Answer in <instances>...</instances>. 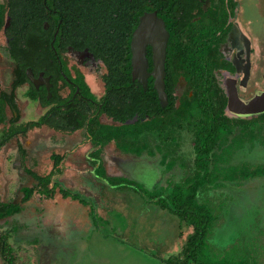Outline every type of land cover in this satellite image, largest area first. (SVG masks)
I'll list each match as a JSON object with an SVG mask.
<instances>
[{
    "label": "trees",
    "instance_id": "obj_1",
    "mask_svg": "<svg viewBox=\"0 0 264 264\" xmlns=\"http://www.w3.org/2000/svg\"><path fill=\"white\" fill-rule=\"evenodd\" d=\"M59 2L62 7L60 35L67 41L71 40L72 46L87 47L100 59L104 69L101 78L106 91L102 98L95 100L77 74L80 92L91 101L84 104L80 103L79 99L69 101L63 105L62 113L56 120L57 125H50L67 133L74 129L80 130L83 136L80 144L86 140L94 148L89 155L93 157L90 165L94 167L95 174L104 177L106 183L113 188L124 189L132 183L131 178L104 176V169L99 160L103 148H116L125 156L133 159L143 158L146 163L156 161L155 165L162 169L163 174L170 173L175 165L182 170L185 169L186 162L177 145L179 135L182 132L188 133L192 148L189 172L177 180H170L167 177L151 191H154L151 193L153 201L160 209L176 216L180 223L190 228L178 252L162 258V264H257L247 258L232 260L208 255L205 241L215 217L210 207L199 200V196L210 189L212 184L240 183L264 173L263 167L248 169L238 163H229L232 154L245 144L250 146L249 148L253 147L254 141L263 144L264 119H260L263 118L264 112L249 118L228 117L225 113V95L212 80L214 67L209 48H184L183 45L174 48L170 44L165 50L163 80L165 83L167 77L169 78L170 88H166L164 92L169 95L178 77L185 81L183 91L179 97L168 98L166 107L160 108L156 105L158 110L156 115L142 122L144 124L142 129L135 127L139 123L136 119L133 123H125L126 120L136 118L140 97H153L155 100L151 80L146 90H142L135 81L130 80L129 39L138 16L144 11H153L161 4V0ZM49 3L53 5L54 0H50ZM24 50L25 48L21 53ZM17 53L16 50L14 59L17 64L14 75L18 82H21L24 79L22 70L29 63L28 58L22 60ZM149 55L150 52L147 50V70L151 68ZM31 91L30 89L29 92ZM29 95L34 98L36 92ZM86 106L92 110L91 114L87 112ZM101 114L110 118L112 122L101 123L97 118ZM1 121L3 115L0 110ZM44 121L42 117L29 121L22 130L39 127L45 123ZM59 162L56 159L55 163ZM54 166L53 164L51 171L43 176L29 173L35 184L21 189L23 194L21 202L29 200L33 193L50 199L54 196L55 189H58L63 198L70 197L83 205H88L81 196L72 193L54 180ZM4 207L5 209L0 211V219L15 215L20 210L19 204L8 203ZM91 208L89 207V215L95 218ZM180 233L179 231L178 235ZM3 260L4 264H14L12 256H4Z\"/></svg>",
    "mask_w": 264,
    "mask_h": 264
},
{
    "label": "flooded vegetation",
    "instance_id": "obj_2",
    "mask_svg": "<svg viewBox=\"0 0 264 264\" xmlns=\"http://www.w3.org/2000/svg\"><path fill=\"white\" fill-rule=\"evenodd\" d=\"M49 1L0 0V110L3 115V121L0 122V149L5 148L10 142L15 143L14 156L9 158L7 153L1 154L0 158L2 160L0 162H3L5 166L9 162V170L16 173L17 178L20 179L16 190L13 191L11 187V191H9L12 183L7 176L10 171L4 165H0V189L2 188L6 192V194L5 192L3 193V196L0 193V211H3L5 209L4 206L8 205V203L19 204L20 206L19 212L15 215L5 216L0 219L1 262L4 261V256L13 257L14 254L18 255L20 252L24 255L28 251L30 252L28 255H30L33 252H37L38 248L43 245V230L40 227V213L43 209L34 208V211H36L30 215L32 216L31 222H27V219L24 218L25 215L21 214V210H23L21 207L23 204L21 202L23 196L21 189L32 187L35 184V180L31 178L29 173L32 172L37 176H43L51 171L54 164V180L60 185L63 184L64 186H62L69 189L72 193L81 196L88 205H83L70 197L63 198L59 194L58 189H55L54 196L48 200H52L55 197L68 198L87 208L92 207L88 201L89 198L93 199L94 205L97 204V202L95 204L97 199H94L96 194H93L89 186L90 184L95 186V184L98 185L99 183L98 181H92V179L96 180L98 178L102 183H106L103 179L104 177L95 174L94 167L90 165L93 157H90L89 154L93 152L94 148L86 140L80 144L83 140L82 135L69 148L54 144L57 148L53 146L50 149L47 156L48 160H50V167L44 174H39L34 169L33 166L37 165L35 159L30 158L31 164L29 166L24 164L29 145L26 140L23 144L18 141L24 138V135L31 128L23 131L22 128L29 121L18 122V111L20 109L16 94L18 89L22 88V96L26 100L33 101L39 107L38 118L42 117L45 120V123H42L39 127L50 130L52 135L61 136L63 134L64 137L80 130L74 129L67 133L50 125H57L56 120L62 113L63 105L75 99H79L82 104L91 101V99L80 92L77 74L80 75L81 82L87 87L95 100L102 98L106 91L101 78L104 69L100 59L96 58L87 47L78 48L75 45L72 46L71 40L67 41L65 37L60 35L62 17L60 0H54L53 5ZM249 7V0H165L164 2L161 0V4L153 11L163 21L168 33L166 47L171 44L174 48H177L178 45H183L184 48H209L212 58V61H210L214 67L212 70L214 78L212 80L218 89L225 95V82L227 79H231L230 82L233 83L237 95L246 99L264 89V87L254 88L252 82L254 42L251 34L253 20L249 15ZM23 48L25 50L21 53ZM16 50L18 51L17 56L22 60L28 58L27 62L29 63L22 70L24 79L21 82H18L14 75L17 64L14 59ZM147 50L150 52L149 46H146ZM92 73L96 74L98 83H100V89L96 82L94 86L99 90L98 97L93 95L95 93L91 90L85 78L86 75ZM168 79L167 77L164 83V90L170 88V80ZM149 80L152 83L151 77H148L146 89L148 88ZM150 85L152 88V84ZM173 85V90L170 91L169 95L166 94V104L163 107L159 106L156 94L155 100L153 97H140L138 113L135 115L136 121L142 123L150 120L158 111L156 105L164 108L169 102L168 98L170 99L171 96L179 97L185 87V81L178 77ZM30 89L32 90L31 92H29ZM33 92H36V96L31 98L29 94ZM98 107H100L99 104ZM86 110L91 114L92 110L87 108V106ZM51 115L52 117H50ZM228 117L238 118L234 116ZM97 118L101 123L110 124L112 122L110 118L103 114ZM14 127L17 128L14 129ZM14 130L17 131L15 132ZM185 131L187 132V130ZM181 134H185V132ZM83 146L86 148L83 157L87 167L84 165L79 170H74L75 172L73 171L71 176H66L63 168L66 158L76 149ZM55 148L58 150H55ZM111 150L109 152V148H103L99 155V160L104 169V176L106 177L136 178L135 174L138 177V175H142L143 171L149 170L156 176V185L162 184V181H165L168 177L167 175L163 179L162 169H158L155 165L156 161H152V164H150L146 163L143 158L133 159V157L125 156L116 148ZM56 159L60 161L58 164L55 163ZM106 167L114 169L117 174H108ZM25 178L29 181L26 184L23 183ZM57 178H62L61 180L64 183L60 182L61 180L58 181ZM67 184L68 187H66ZM106 185L111 186L107 183ZM10 192L12 195L9 194ZM34 195H36V198H40L39 201L46 199L34 193L32 197ZM1 205L4 206L1 207ZM30 226L34 229L27 231ZM24 232L28 233V235L26 234L28 237L24 236ZM29 233L31 234L29 235ZM24 244H27L30 248L25 247Z\"/></svg>",
    "mask_w": 264,
    "mask_h": 264
},
{
    "label": "rangeland",
    "instance_id": "obj_3",
    "mask_svg": "<svg viewBox=\"0 0 264 264\" xmlns=\"http://www.w3.org/2000/svg\"><path fill=\"white\" fill-rule=\"evenodd\" d=\"M249 6V15L253 20L251 34L254 42L252 82L254 88H263L264 0H249ZM85 78L95 93L93 95L98 97L99 90L94 86L96 82L100 89V83L96 74L86 75ZM21 91L22 88L16 91L20 103L18 122L36 120L40 113L39 107L33 101L26 100ZM262 116L260 120L264 119V114ZM143 126L144 124L140 122L135 127L142 129ZM51 133L43 127L31 128L24 138L18 141L22 144L25 140L28 142L24 164L29 166L30 160L35 159L37 165L33 167L39 174H44L49 169L50 160L47 156L54 144L69 148L82 135L81 131L66 137L63 134L58 136ZM179 136L177 146L182 158L185 159V169L182 170L175 165L172 172L163 174V179L168 175L170 180H177L189 172L192 160L190 136L186 133ZM262 143L258 144L254 141L252 148L245 144L246 146L232 154L229 163H238L248 169L264 168V140ZM14 144L10 142L5 148H1L0 155L7 153L9 158H12L15 151ZM56 148L55 150H58ZM111 149L112 147H109V152L112 151ZM84 152L74 151L66 158L63 166L66 176H71L72 171H77L86 165ZM8 163L5 166L0 162V165H4L10 171ZM106 168L108 174H117L114 169ZM7 177L12 183L9 191L11 187L13 191L16 190L20 181L17 174L10 171ZM135 177L137 179L131 178L132 183L128 188L125 186V189L111 188L98 178L92 179L99 183L89 186L93 194H96L94 199H97L96 205L92 198L88 199L95 218L90 217L89 208L87 211L84 208L67 209L60 203L45 201V208H42L43 211L40 213L43 245L30 255H28L29 251L24 255L21 252L18 255L14 254V264H162V258L178 252L183 237L179 240L177 234L179 231L184 233L188 228L180 223L176 216L160 209L154 203L151 194L154 191H151L156 185V176L152 172L145 170L138 177L135 174ZM61 179L57 178L58 181ZM28 182L26 178L23 181L25 184ZM60 182L64 183L63 180ZM4 192L1 188L2 196ZM9 194L12 195L11 192ZM199 197L200 201L210 207L215 217L205 241L208 255L232 260L247 258L257 264H264V173L240 183L212 184V187ZM34 198L36 195L21 206L23 209L21 214L25 215L27 222L32 221L30 215L35 213L34 208L40 209L43 202V200L39 201L38 197ZM55 223H59L60 228L55 229ZM32 228L30 226L27 231H31ZM55 231L61 236H54ZM26 234L28 235L24 232V236H27ZM24 246L30 248L27 244ZM0 264L4 262L0 261Z\"/></svg>",
    "mask_w": 264,
    "mask_h": 264
},
{
    "label": "water",
    "instance_id": "obj_4",
    "mask_svg": "<svg viewBox=\"0 0 264 264\" xmlns=\"http://www.w3.org/2000/svg\"><path fill=\"white\" fill-rule=\"evenodd\" d=\"M168 33L163 21L157 17L155 11H144L138 16L137 23L131 31L129 39L130 79L136 81L142 90L146 89L147 78L152 79V89L156 94L159 106L166 104L164 92V61ZM146 46L150 47V70H147ZM225 82L227 116L249 118L264 112V89L254 93L251 97L240 98L233 83ZM135 117L125 123H133Z\"/></svg>",
    "mask_w": 264,
    "mask_h": 264
},
{
    "label": "crops",
    "instance_id": "obj_5",
    "mask_svg": "<svg viewBox=\"0 0 264 264\" xmlns=\"http://www.w3.org/2000/svg\"><path fill=\"white\" fill-rule=\"evenodd\" d=\"M69 136V135H68ZM84 149H86L85 148V146H83V147H80L79 149H76V151H84ZM150 164H152V162H150ZM70 170V169H69ZM69 172H71V170L69 171ZM75 172V171H74ZM72 174H73V171H72ZM45 201H48V199H44L43 200V202H42V204H41V208H45V205H44V203H46ZM50 201H53V203L55 202V204L56 203H60L61 205H63L64 207H66L67 209H71V208H80V209H82V208H84V209H86V211H87V207L86 206H82L81 204H79L78 202H76V201H73V200H70V199H62V198H57V197H55L54 199H52V200H50ZM41 210V209H40ZM55 225V229H58V228H60V224L58 223H55L54 224ZM185 230H186V228H185ZM183 232V231H182ZM180 233L179 235L177 234V237H179V240L181 239V237H183L182 239L184 240V238H185V235L186 234H188L189 232H190V228H188V230L187 231H185L184 233ZM55 233H56V231H55ZM54 233V234H55ZM61 236V234L58 232V233H56V235L55 236ZM183 242V241H182ZM182 244V243H181Z\"/></svg>",
    "mask_w": 264,
    "mask_h": 264
}]
</instances>
